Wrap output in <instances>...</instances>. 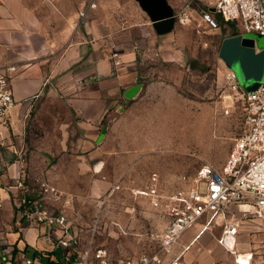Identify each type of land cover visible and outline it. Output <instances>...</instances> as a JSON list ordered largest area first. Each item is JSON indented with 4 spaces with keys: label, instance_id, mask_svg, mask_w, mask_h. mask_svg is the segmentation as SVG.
I'll return each mask as SVG.
<instances>
[{
    "label": "rangeland",
    "instance_id": "1",
    "mask_svg": "<svg viewBox=\"0 0 264 264\" xmlns=\"http://www.w3.org/2000/svg\"><path fill=\"white\" fill-rule=\"evenodd\" d=\"M60 2L61 11L73 9L68 6L70 0ZM168 2L175 14L187 10L190 21L181 24L176 20L173 29L165 35H159L151 21H147L151 33L135 32L130 37L138 50L140 79L149 90L147 96L128 106L131 114L126 116L132 126L128 143L140 148L142 160L132 177L106 184L99 195H91V173L78 160L63 157L66 151L71 153L68 144L76 141L73 123L63 105L55 101L44 108L41 102L35 103L26 122L27 172L31 176L42 175L57 186L60 179L59 188L69 196V203L61 202L60 208L54 205L51 208L64 211L86 243L98 223L96 244L109 250L113 262L119 258L135 259L157 250L156 234L168 221L147 197L137 195L135 189L146 188L150 175L158 172L160 186L171 193L182 187L185 176H195L202 165L220 168L245 129L246 102L230 86L227 66L234 71L239 69L228 54L220 51L222 41L238 33L237 28L218 16H215L216 27L206 22L202 1ZM82 6L75 9L76 20ZM109 13L123 16L128 26L149 19L137 0H117ZM53 19L55 23L59 21L56 15ZM260 43L264 45V38ZM255 61L254 71L247 74L262 83L264 62L261 58ZM241 74L240 71V79L236 76L242 88H246L251 79ZM5 210L1 205L0 225L10 220ZM197 228L198 225L194 226ZM14 230L18 228L14 226ZM0 231L9 230L4 227ZM217 234L218 230L214 229L204 235L209 254ZM221 250V254H231L222 247ZM178 251L180 240L172 253L164 257L171 259Z\"/></svg>",
    "mask_w": 264,
    "mask_h": 264
},
{
    "label": "crops",
    "instance_id": "2",
    "mask_svg": "<svg viewBox=\"0 0 264 264\" xmlns=\"http://www.w3.org/2000/svg\"><path fill=\"white\" fill-rule=\"evenodd\" d=\"M93 1L95 6L90 7ZM116 3L117 0H70L68 6L73 9L63 12L60 0H0V67H13L10 76L16 99L10 127L0 139V197L3 210L10 215V220L0 225V230L4 227L9 230L0 231V255L18 246H44L36 228L21 231L13 223L14 205L8 189L28 161L26 122L35 103L41 102L45 108L58 101L65 108L76 141L68 144L71 153L66 151L63 157L78 160L91 173V195H99L106 184L132 177L142 161L140 148L128 143L132 126L126 116L131 114L128 106L147 96L149 90L140 79L138 50L130 37L135 32L151 33L147 22L151 19L146 12L148 20L125 25L123 16H110L109 8ZM82 4L76 20L75 9ZM84 8L88 11L81 16ZM54 15L59 19L57 23ZM247 33L256 39V52L264 50L260 43L264 34ZM113 53L119 54L122 66L115 65ZM139 83L140 92L132 99L126 98L125 92ZM104 126L107 128L99 141ZM57 181L60 186V179ZM196 225L197 229L192 227L180 238V251L176 255L187 246L181 255L183 264H236V254L252 252L254 263L264 264V233L258 228L242 229L235 254L218 243L221 227L203 230V223ZM214 229L218 234L209 254L204 235ZM221 247L231 254H221Z\"/></svg>",
    "mask_w": 264,
    "mask_h": 264
},
{
    "label": "built area",
    "instance_id": "3",
    "mask_svg": "<svg viewBox=\"0 0 264 264\" xmlns=\"http://www.w3.org/2000/svg\"><path fill=\"white\" fill-rule=\"evenodd\" d=\"M197 1L205 3L203 18L212 26H217L215 16H218L241 33L264 34V0ZM94 6L93 1L90 7ZM87 11L88 8H84L81 16ZM190 18L187 10L176 14L181 24H187ZM113 57L115 65L122 66L119 54L113 53ZM12 69L0 67V139L10 127L11 111L16 105L10 76ZM228 75L230 86L246 102V119L245 129L235 140L225 163L220 168L202 165L195 176H185L182 187L171 193L162 189L157 172L150 175L146 188L134 191L147 197L151 205L168 218L156 234L157 250L135 259L119 258L113 262L109 250L96 244L98 223L88 243L84 242L66 213L51 208V205L58 208L61 202L69 203V196L42 175L31 176L22 167L8 186L12 192L15 223L21 231L36 228L37 237L43 240L44 246L14 247L9 253L0 255V264H166V261L167 264H183L181 255L187 246L171 259L164 256L172 253L182 235L198 223H203V230L221 227L218 243L235 254L242 229L254 227L264 233V81L257 89L248 91L242 88L235 71L229 70ZM253 257V252L236 254L235 261L236 264H255Z\"/></svg>",
    "mask_w": 264,
    "mask_h": 264
},
{
    "label": "water",
    "instance_id": "4",
    "mask_svg": "<svg viewBox=\"0 0 264 264\" xmlns=\"http://www.w3.org/2000/svg\"><path fill=\"white\" fill-rule=\"evenodd\" d=\"M137 1L140 6L149 14L153 23V27L158 34L167 33L173 29L176 23V14L174 13V10L168 0ZM211 10L214 11V8H211ZM255 45L256 39L249 36L247 32H244L226 37L222 41L220 48L221 53L223 52L224 54H228L236 63V67H238L239 70L235 69V72L239 79L240 71L243 73L241 74L242 77L251 79L246 87L248 91L257 89L261 84L260 80H255L254 77L247 74L248 72L254 71L252 68L256 62L255 60H260L261 58V60L263 59L264 62V50L256 52ZM141 88V83L132 86L125 92V97L128 99L134 98L140 92ZM106 128L107 126H104L99 141L103 138Z\"/></svg>",
    "mask_w": 264,
    "mask_h": 264
}]
</instances>
